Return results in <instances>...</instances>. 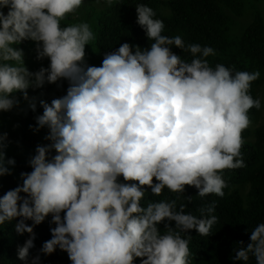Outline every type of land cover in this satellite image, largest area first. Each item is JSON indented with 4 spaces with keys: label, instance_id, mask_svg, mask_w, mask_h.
I'll use <instances>...</instances> for the list:
<instances>
[{
    "label": "clouds",
    "instance_id": "clouds-1",
    "mask_svg": "<svg viewBox=\"0 0 264 264\" xmlns=\"http://www.w3.org/2000/svg\"><path fill=\"white\" fill-rule=\"evenodd\" d=\"M83 3L0 0V111L19 107V92L35 112L29 88L69 85L65 95L39 101L43 112L34 130L47 126L51 143L37 145L28 160L32 170L20 173L22 184L0 196V225L16 221V233L29 234L17 249L25 264H41V253L57 249L71 264H136L137 258L139 264H190L186 236L193 229L210 234L218 220L215 202L197 216L184 204L177 208L175 199L142 201L146 192L184 193L186 186L200 197L224 196L223 171L246 166L241 133L251 124L249 110L261 108L249 92L260 72L211 66V46L162 34L164 22L144 3L135 5L136 23L149 47L124 42L100 66L88 65L85 47L95 39L90 25L62 23ZM26 40L47 67L26 66L20 47ZM6 142L7 133L0 134V176L15 165ZM49 216L51 238L30 258L34 227ZM237 244L233 261L264 264V222L251 229L248 243Z\"/></svg>",
    "mask_w": 264,
    "mask_h": 264
},
{
    "label": "trees",
    "instance_id": "trees-1",
    "mask_svg": "<svg viewBox=\"0 0 264 264\" xmlns=\"http://www.w3.org/2000/svg\"><path fill=\"white\" fill-rule=\"evenodd\" d=\"M137 3L154 9L156 18L165 25L162 34L170 37L180 35L185 44L211 46L215 50L214 56L207 57L211 66L223 64L233 72H260V77L251 83L249 92L253 98L261 100V108L249 110L251 124L241 133L244 143L240 151L246 166L223 171L222 178L227 185L224 196L209 194L200 197L195 187L186 186L184 193L165 189L160 196H154L150 191L146 192L142 201L146 206L152 201L175 199L177 208L184 204L185 212L197 216L202 207L215 202L214 214L218 220L210 234L201 236L193 229L186 236L191 253L190 264H242L231 259L233 248L239 246L237 241L248 243L251 229L264 222V0H114L110 7L105 0H84L77 13L62 23L87 22L90 25L95 39L85 47L88 65L100 66L104 54L114 51L124 42L149 47L151 41L136 23ZM20 47L31 71L47 67V58L36 59L33 41L26 40ZM172 50L182 59L191 60L190 53L176 47ZM68 86V82L62 80L46 82L36 89L29 88V97L36 98L35 112L19 92L14 94L20 101L19 107L0 111V134L7 133L4 150L8 157L15 158L12 173L0 176V196L22 184L20 173L32 170L28 160L35 154L37 145L51 143L45 139L49 132L47 126L34 130L37 126L35 117L43 112L39 101L50 103L52 99L65 95ZM49 220L50 216L34 227V247L30 249V258L38 253L44 241L51 238L49 229L55 225H50ZM15 223L0 225V264H25L17 258V249L29 234H17ZM27 223L31 224V221ZM159 227L163 230L164 224ZM40 256L41 264H71L67 253L59 249L50 255L41 253ZM136 264H139V258Z\"/></svg>",
    "mask_w": 264,
    "mask_h": 264
}]
</instances>
